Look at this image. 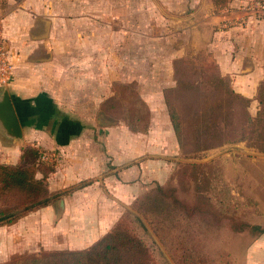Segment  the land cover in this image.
<instances>
[{"label":"rangeland","instance_id":"374dc122","mask_svg":"<svg viewBox=\"0 0 264 264\" xmlns=\"http://www.w3.org/2000/svg\"><path fill=\"white\" fill-rule=\"evenodd\" d=\"M65 4L72 11L61 14L76 19L98 8L107 30L113 23L121 30L122 43L116 41L119 55L59 61L60 86L70 90L59 111L90 132L119 128L122 166L135 143L132 164L161 162L168 173L145 179L146 191L123 207L129 231L148 246L154 264H177L184 252L197 253L201 264H257L249 263L248 250L264 229V82L252 100L241 96L220 76L208 36L194 45L192 16L200 5L206 14L209 0H58ZM178 51L170 64L167 57ZM129 124L147 126L134 132ZM55 151L43 150L50 158L41 161L55 167ZM158 186L168 189L164 204L151 208L147 221L138 218L136 205ZM43 250L67 249L42 247L7 260Z\"/></svg>","mask_w":264,"mask_h":264},{"label":"crops","instance_id":"0c3cea01","mask_svg":"<svg viewBox=\"0 0 264 264\" xmlns=\"http://www.w3.org/2000/svg\"><path fill=\"white\" fill-rule=\"evenodd\" d=\"M246 2L209 0V11L205 14L200 5L192 17L194 45L208 36L204 43L220 76L230 78L233 91L252 100L264 82V21L248 16ZM65 10L72 11L68 4L59 7L58 0L0 2V28L13 65V81L6 88L23 132L22 145H14L0 134V164L15 165L26 145L56 150L50 154L56 158V166L46 179L48 190L73 189L15 224L1 226L0 262L42 247H89L112 228L123 207L146 191L145 179L168 177L161 162L132 164L137 156L135 143L133 149L131 144L125 149L129 162L122 166L126 161L119 150L124 147L125 134L119 128L90 132L84 122L68 116L74 123L61 118L46 120L37 114L50 104L59 109L69 99L70 90L60 86L65 73L59 61L101 59L106 52L115 56L119 53L116 41L122 43L121 30H115V23L107 30L111 26L99 19L98 8L80 19L63 16ZM180 52L167 57L170 64L182 56ZM59 200L63 201L61 211ZM248 251L249 263L264 264V230ZM252 252H257V259L251 261Z\"/></svg>","mask_w":264,"mask_h":264},{"label":"trees","instance_id":"16d2710c","mask_svg":"<svg viewBox=\"0 0 264 264\" xmlns=\"http://www.w3.org/2000/svg\"><path fill=\"white\" fill-rule=\"evenodd\" d=\"M132 109L128 108L127 113ZM136 113L141 114L139 110ZM44 119L61 118L73 122L53 104L41 109ZM137 124H129L132 131L144 130ZM42 150L34 145L21 148V155L15 165L0 164V227L15 224L29 213L40 210L56 201L62 192H49L46 179L55 169L52 164L41 161ZM37 174L41 177L38 178ZM167 188L158 186L154 196L136 205L137 216L147 221L149 211L164 204ZM173 191V190H172ZM175 191V190H174ZM172 193V192H171ZM171 195V194H170ZM174 202H178L174 199ZM118 218L112 228L87 248L80 250H43L38 253H23L0 264H154L148 246L129 231L127 223ZM264 229H258V234ZM195 252H184L177 264H201Z\"/></svg>","mask_w":264,"mask_h":264},{"label":"water","instance_id":"95a60500","mask_svg":"<svg viewBox=\"0 0 264 264\" xmlns=\"http://www.w3.org/2000/svg\"><path fill=\"white\" fill-rule=\"evenodd\" d=\"M0 134L14 145H22L23 143L22 128L6 86H1L0 93ZM58 205L61 211L63 201L59 200Z\"/></svg>","mask_w":264,"mask_h":264},{"label":"built area","instance_id":"2783aa9c","mask_svg":"<svg viewBox=\"0 0 264 264\" xmlns=\"http://www.w3.org/2000/svg\"><path fill=\"white\" fill-rule=\"evenodd\" d=\"M4 0H0L2 2ZM249 17L257 21H264V0H247L244 5ZM13 81V65L4 43V35L0 28V86H8ZM49 159L50 156L43 154L41 159Z\"/></svg>","mask_w":264,"mask_h":264}]
</instances>
